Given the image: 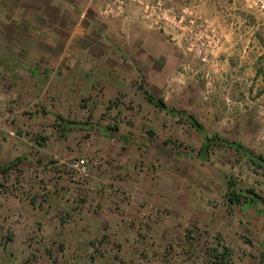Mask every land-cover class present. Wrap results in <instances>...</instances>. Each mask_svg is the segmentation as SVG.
I'll return each instance as SVG.
<instances>
[{
  "label": "crops",
  "instance_id": "obj_1",
  "mask_svg": "<svg viewBox=\"0 0 264 264\" xmlns=\"http://www.w3.org/2000/svg\"><path fill=\"white\" fill-rule=\"evenodd\" d=\"M165 1L216 21L214 0ZM8 8L0 5V120L12 123H0V166L17 163L0 173V186L42 168L56 177L28 183L25 198L0 192V264H200L180 258L193 249L181 225L210 237L213 264H264V180L255 176L247 187L234 179L244 181V158L253 174L264 169L235 144L227 147L240 161L229 166L197 121L213 106L255 105L257 70L240 87L246 100L212 104L191 87L184 35L153 26L133 4L117 17L103 13L102 0ZM226 44L214 58L221 66ZM236 76L244 81L243 71ZM221 77L212 72L213 81ZM28 103L40 110L18 109ZM9 128L18 137H7ZM54 157L92 161V177L79 183L66 168L43 165Z\"/></svg>",
  "mask_w": 264,
  "mask_h": 264
},
{
  "label": "rangeland",
  "instance_id": "obj_2",
  "mask_svg": "<svg viewBox=\"0 0 264 264\" xmlns=\"http://www.w3.org/2000/svg\"><path fill=\"white\" fill-rule=\"evenodd\" d=\"M28 1L30 0H0V5L4 4L9 6L6 10L8 12H13L12 6L26 4ZM73 1L79 2V0ZM214 2L216 4V13L214 14L216 21L213 26L221 34V47L218 53L221 51L223 43L226 42L227 44L225 47L229 54L226 56V59L224 58L225 61L223 59L224 62H222V66L220 63H217V58L213 60L211 66V64H203L187 52L189 55L187 56L188 62H185L187 66H185L184 69L186 71L189 70V76L192 75L193 77L190 79V84L192 89L198 92L196 96H198L199 100H209L212 104L224 101L225 98L230 99L231 97L234 100L245 99V96L241 95L239 91L240 87L250 86V81L254 76V70L258 72V74L254 76L253 83L256 89L259 90V92L255 93V99H257L255 105L249 108L228 109L214 106L211 109L208 107L209 109H204L202 111L205 112V114H202L197 120L198 123L211 131L216 148L220 150L218 153L220 155L219 157L224 162L229 163L230 166L233 165V161L236 158L240 161L239 151L230 149L233 144L245 146L255 154L264 156V12L256 7L252 9L247 8L241 0H214ZM197 14L202 18H206L204 13L198 12ZM242 39H245L246 43L249 42V45L240 44V40ZM236 40H239L238 43ZM244 46L250 51L246 52L245 57L242 58L240 51ZM252 61L256 62L255 65L252 64ZM214 68L218 69L217 73L219 75L221 74L222 77L213 81L211 75ZM242 71L245 74L244 81L240 78L238 79L236 76L241 74ZM208 74L209 78H206L205 76ZM210 90L212 91L210 92ZM247 100L251 99L247 98ZM18 109L20 111L24 110L25 112L32 113L35 110H40L38 105L29 103L23 108ZM43 111L44 110L41 109L42 113ZM222 117H233L235 120L233 123L229 124L221 123L220 119ZM0 123L2 127L7 128L8 125L11 126L12 121L3 118L0 120ZM10 132H12L13 135H11ZM5 133L7 137L10 138L18 137L17 132L13 128H9ZM34 135L35 132L32 131L30 136L33 137ZM223 140H226V142L224 143ZM223 145L226 146L224 147ZM227 145L230 147H227ZM216 153L214 155H216ZM60 161L66 160L54 157L51 163L46 161L43 165L46 166V164H51L53 168L55 167L58 171L62 172V168L66 167L61 164ZM244 161L246 170L243 178L241 176V179H244V181L234 178L236 182L242 183V186L248 187L253 180L255 181V176L259 177L260 180H264L263 173L260 176L257 173L253 174L251 164L245 158ZM88 162L91 169V165L94 163L92 161ZM40 170L41 172L38 174H28L24 177L13 174L12 177L7 179L9 182L7 186H0V192L5 194L13 193L14 195L20 196V199L22 197L25 198V196L28 197L30 194L29 191H31L29 185L32 182L39 181L41 185H43L46 181H51L56 177V175L45 172L44 168ZM232 172L235 176H240V174L236 173L235 169H232ZM257 190L259 191V189ZM260 192L262 193V191ZM181 229H186L187 231V236L184 238L186 242L183 244H187L193 248L191 253L188 254L185 250H181V260H189L191 257L192 260L200 264H213V259L210 258L207 253V249L210 246V237L198 231L193 225H188L186 227L185 225H181Z\"/></svg>",
  "mask_w": 264,
  "mask_h": 264
},
{
  "label": "built area",
  "instance_id": "obj_3",
  "mask_svg": "<svg viewBox=\"0 0 264 264\" xmlns=\"http://www.w3.org/2000/svg\"><path fill=\"white\" fill-rule=\"evenodd\" d=\"M103 13L107 16H123L127 4L137 6L143 18L156 27H168L178 31L185 37V50L195 59L212 66L221 47V34L207 19L198 16L193 10L181 12L166 3L165 0H102ZM247 8H259L264 12V0H241ZM214 68L213 72L217 73ZM209 78V75L205 76ZM13 135L12 132H10ZM75 182L83 183L92 175L90 164L85 158H74L60 161Z\"/></svg>",
  "mask_w": 264,
  "mask_h": 264
},
{
  "label": "trees",
  "instance_id": "obj_4",
  "mask_svg": "<svg viewBox=\"0 0 264 264\" xmlns=\"http://www.w3.org/2000/svg\"><path fill=\"white\" fill-rule=\"evenodd\" d=\"M187 117L193 119L192 116L187 115ZM235 148L237 150L243 152V155H245L250 160V162H252V163L256 164L258 167L264 169V156H262L260 154H254L248 148H246L242 145L235 144ZM16 163H17L16 161H12L6 166H0V173L6 174L9 170L13 169L16 166ZM249 193H252V192H249ZM254 196L256 198H258V196H256V194H254Z\"/></svg>",
  "mask_w": 264,
  "mask_h": 264
},
{
  "label": "water",
  "instance_id": "obj_5",
  "mask_svg": "<svg viewBox=\"0 0 264 264\" xmlns=\"http://www.w3.org/2000/svg\"><path fill=\"white\" fill-rule=\"evenodd\" d=\"M157 105H158L160 108H163V107H164V104H163L161 101H157ZM195 126H196V128H197L198 130H202V126H201V125H199V124L196 123ZM207 142H208V140H207ZM207 155H208L207 146L204 145V146L202 147V149L200 150V157H201L202 159H206V158H207ZM261 202H262V204L264 205V200H261Z\"/></svg>",
  "mask_w": 264,
  "mask_h": 264
}]
</instances>
